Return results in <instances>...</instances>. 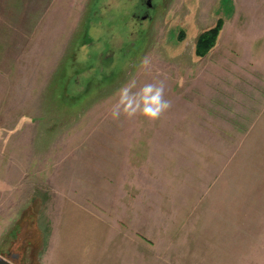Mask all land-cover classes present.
<instances>
[{
  "label": "rangeland",
  "instance_id": "obj_1",
  "mask_svg": "<svg viewBox=\"0 0 264 264\" xmlns=\"http://www.w3.org/2000/svg\"><path fill=\"white\" fill-rule=\"evenodd\" d=\"M146 1L0 0V256L264 264V0ZM133 78L159 120L110 117Z\"/></svg>",
  "mask_w": 264,
  "mask_h": 264
},
{
  "label": "clouds",
  "instance_id": "obj_2",
  "mask_svg": "<svg viewBox=\"0 0 264 264\" xmlns=\"http://www.w3.org/2000/svg\"><path fill=\"white\" fill-rule=\"evenodd\" d=\"M150 59L144 57L140 66L142 69L150 67ZM115 103L110 109V117L115 120L133 119L141 116L150 122H155L165 115L171 108V101L165 99L164 81L145 83L137 89L136 79H130L121 85L114 93Z\"/></svg>",
  "mask_w": 264,
  "mask_h": 264
},
{
  "label": "trees",
  "instance_id": "obj_3",
  "mask_svg": "<svg viewBox=\"0 0 264 264\" xmlns=\"http://www.w3.org/2000/svg\"><path fill=\"white\" fill-rule=\"evenodd\" d=\"M224 18L219 17L215 26L205 30L196 41V53L199 56L205 55L215 45L218 35L223 27Z\"/></svg>",
  "mask_w": 264,
  "mask_h": 264
},
{
  "label": "water",
  "instance_id": "obj_4",
  "mask_svg": "<svg viewBox=\"0 0 264 264\" xmlns=\"http://www.w3.org/2000/svg\"><path fill=\"white\" fill-rule=\"evenodd\" d=\"M0 264H18L15 260L8 259L4 256H0Z\"/></svg>",
  "mask_w": 264,
  "mask_h": 264
},
{
  "label": "flooded vegetation",
  "instance_id": "obj_5",
  "mask_svg": "<svg viewBox=\"0 0 264 264\" xmlns=\"http://www.w3.org/2000/svg\"><path fill=\"white\" fill-rule=\"evenodd\" d=\"M146 2H147V4H148L150 7L153 5V3L151 2V0H147ZM12 256H13V258H14V257H16V256H18V255H17V254H13Z\"/></svg>",
  "mask_w": 264,
  "mask_h": 264
},
{
  "label": "crops",
  "instance_id": "obj_6",
  "mask_svg": "<svg viewBox=\"0 0 264 264\" xmlns=\"http://www.w3.org/2000/svg\"><path fill=\"white\" fill-rule=\"evenodd\" d=\"M1 188H2V184H1V180H0V191H1ZM51 257H52V255H51ZM55 259L57 260V255L55 256Z\"/></svg>",
  "mask_w": 264,
  "mask_h": 264
}]
</instances>
